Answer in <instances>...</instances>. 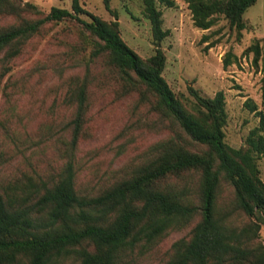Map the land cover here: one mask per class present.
Returning <instances> with one entry per match:
<instances>
[{
	"label": "trees",
	"instance_id": "1",
	"mask_svg": "<svg viewBox=\"0 0 264 264\" xmlns=\"http://www.w3.org/2000/svg\"><path fill=\"white\" fill-rule=\"evenodd\" d=\"M109 1L104 0L106 9ZM183 1L195 27L209 29L222 17L239 37L246 26L244 13L257 0ZM141 3L155 45L148 57L124 42L116 17L104 20L85 10L81 0H71L70 9L52 7L46 13L30 2L0 0V80L47 24L68 21L78 27L82 57L72 58L71 66L84 61V74L71 75L63 95L70 110L62 128L69 130V138L58 147L63 164L46 176L24 174L0 185V264H136L178 230L186 232L160 264H264L259 240L264 62L261 107L247 104L258 122L242 146L231 147L224 140L223 91L208 97L188 85V96L177 95L162 74L166 57L160 43L168 31L157 3L171 7L174 0ZM250 49L257 64L260 47ZM229 58L227 53L224 66ZM64 69L63 64L56 68L60 74ZM103 85L117 100L132 96L135 111L155 116H140L137 123L166 135L122 168L80 182L75 154L96 90Z\"/></svg>",
	"mask_w": 264,
	"mask_h": 264
},
{
	"label": "rangeland",
	"instance_id": "2",
	"mask_svg": "<svg viewBox=\"0 0 264 264\" xmlns=\"http://www.w3.org/2000/svg\"><path fill=\"white\" fill-rule=\"evenodd\" d=\"M34 4L43 13L52 7L70 9L71 0H22ZM82 7L104 20L119 22L124 42L142 57L155 51L149 20L143 14L141 0H81ZM162 12V28L168 35L160 46L166 62L162 72L177 95L188 96V85L212 97L217 91L225 96V142L234 148L242 146L250 129L258 122L247 104L261 107V65L264 62V0H257L244 13L245 28L240 36L230 29L224 18L209 29L194 26L187 4L174 0L171 7L157 3ZM81 18L88 20L85 14ZM78 27L68 21L47 24L43 34L25 46L13 60L11 69L0 80V185H6L24 174H42L63 164L58 147L69 138L62 128L70 116L63 104L66 82L73 74H84V61L71 66V59L81 58ZM258 44L260 58L254 62L250 46ZM76 45V49H72ZM79 52V53H78ZM230 63L223 65L226 54ZM64 66L63 73L57 66ZM95 66L93 72L98 70ZM6 88L5 91V86ZM107 86L96 90L94 104L87 114L84 138L78 143L75 161L80 182L95 180L134 161L153 142L164 137L141 123L146 110H134L132 96L119 100ZM155 117V116H152ZM61 131L63 137H61ZM264 181V164L259 161ZM228 193L224 197L228 198ZM185 230L171 232L156 251L136 264H160L171 244L184 236ZM264 244V224L259 231Z\"/></svg>",
	"mask_w": 264,
	"mask_h": 264
}]
</instances>
